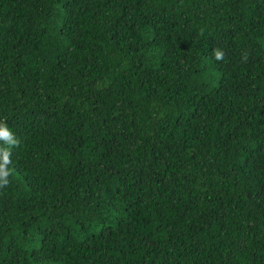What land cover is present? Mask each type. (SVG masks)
I'll list each match as a JSON object with an SVG mask.
<instances>
[{
	"label": "trees",
	"instance_id": "obj_1",
	"mask_svg": "<svg viewBox=\"0 0 264 264\" xmlns=\"http://www.w3.org/2000/svg\"><path fill=\"white\" fill-rule=\"evenodd\" d=\"M0 122V264H264V0H0Z\"/></svg>",
	"mask_w": 264,
	"mask_h": 264
},
{
	"label": "clouds",
	"instance_id": "obj_2",
	"mask_svg": "<svg viewBox=\"0 0 264 264\" xmlns=\"http://www.w3.org/2000/svg\"><path fill=\"white\" fill-rule=\"evenodd\" d=\"M214 59L223 61L225 54L220 49H213ZM247 53L244 54L242 60L246 62ZM19 144V139L9 129L5 122H0V190L6 189L11 184V177L15 173L12 161V149Z\"/></svg>",
	"mask_w": 264,
	"mask_h": 264
}]
</instances>
